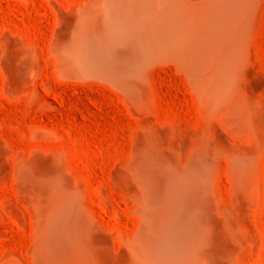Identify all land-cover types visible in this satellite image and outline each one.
I'll use <instances>...</instances> for the list:
<instances>
[{"label":"bare ground","instance_id":"1","mask_svg":"<svg viewBox=\"0 0 264 264\" xmlns=\"http://www.w3.org/2000/svg\"><path fill=\"white\" fill-rule=\"evenodd\" d=\"M70 6L62 15L54 50L62 76L108 84L120 93L125 109H141L152 101L160 68L175 65L210 112L227 110L225 117L232 122L256 121L253 111L239 110L244 98L236 68L248 37L258 31L264 0H82ZM188 130L174 139L144 134L125 160L116 161L102 147L115 162L104 155L109 163L103 157L102 164L99 156L98 166L90 159L102 166L98 172L87 161L91 173L81 161L89 172L84 176L78 169L81 178L74 169L71 173L63 157L45 164L35 157H16L23 198L37 222L36 260L247 264V223L256 213L259 152L233 144L217 127Z\"/></svg>","mask_w":264,"mask_h":264},{"label":"rangeland","instance_id":"2","mask_svg":"<svg viewBox=\"0 0 264 264\" xmlns=\"http://www.w3.org/2000/svg\"><path fill=\"white\" fill-rule=\"evenodd\" d=\"M81 2L0 0V264H42L34 255L37 229L35 214L27 207L17 176L16 167L20 159L33 161L35 157L36 161L45 164L54 156L63 157L70 166L69 162L74 165L76 163V166H69L72 174L79 169V173L82 171L81 175L86 176L89 174L87 171L92 173L89 163L93 166L97 163L99 166L98 161L102 160L105 151L110 149L116 161L123 160L122 157L125 160L136 142L148 133L165 134L174 139L188 132V129L195 131L208 126L225 131L223 133L233 144L247 149L254 148L259 152L256 213L247 223L251 231L248 232L251 256L247 264H264V7L256 21L259 29L257 27L258 31L248 37L246 47L239 53L236 68L244 98L239 110L243 114L250 110L257 116L256 121L250 125L248 121H228L225 117L226 112H229L227 110L210 112L188 85L187 89L185 78L175 65L162 66V71H158L151 102L141 109L127 107L128 111L122 105L124 102L120 93L108 84L104 83L106 86H103L96 80L89 82L62 76L54 54L59 26L68 6H77ZM252 83L255 87H252ZM112 92L117 93L118 98ZM190 92L193 96L189 97ZM181 128H185L184 132ZM98 136L102 144L96 141ZM102 147L105 151L101 150ZM96 152L99 153L97 157ZM40 156L44 159H40ZM113 157L108 161L115 162ZM93 158L99 160L95 159L96 163H92L90 159ZM106 158L104 163L107 162ZM81 161L89 162V165L86 164L89 169L84 167L87 171L81 166L85 162L79 164ZM101 163L104 164L103 160ZM98 166L92 170L102 167ZM97 171H93L94 177ZM92 175L87 177L90 179Z\"/></svg>","mask_w":264,"mask_h":264}]
</instances>
